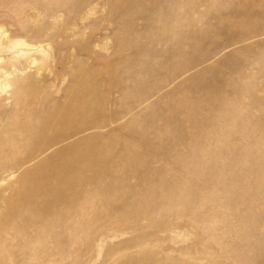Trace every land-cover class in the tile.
I'll list each match as a JSON object with an SVG mask.
<instances>
[{"label":"rangeland","instance_id":"rangeland-1","mask_svg":"<svg viewBox=\"0 0 264 264\" xmlns=\"http://www.w3.org/2000/svg\"><path fill=\"white\" fill-rule=\"evenodd\" d=\"M34 4L62 10L49 29L71 47L49 65L68 74L0 103V160L32 148L58 90L104 128L82 173L0 186V264H264V0Z\"/></svg>","mask_w":264,"mask_h":264},{"label":"bare ground","instance_id":"bare-ground-1","mask_svg":"<svg viewBox=\"0 0 264 264\" xmlns=\"http://www.w3.org/2000/svg\"><path fill=\"white\" fill-rule=\"evenodd\" d=\"M29 1L0 0V103L4 107L9 106V101L11 107L21 102L20 96L25 90L31 95L41 93V87L29 88L27 83L39 84L47 74H54L58 79H66L68 74L65 65H58L56 71L49 65L56 48L55 40L63 37L65 51L71 47L68 29L63 30L62 35L49 29L59 22L62 10L53 7L47 11L35 4L24 6ZM10 89L11 94H8ZM57 92L52 100L60 104L57 103L55 109L36 114L32 148L18 160H0V186L16 177L27 180L50 164L59 162L62 171L83 172L79 160L85 153L84 148L104 128L98 116H101V110H97L93 118L95 109L88 107L90 115L88 109V115H85L77 108L70 93ZM1 154L0 151V159ZM58 201L65 202L63 198ZM51 204V200L45 199L35 207L46 215L52 213Z\"/></svg>","mask_w":264,"mask_h":264}]
</instances>
